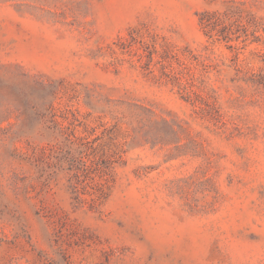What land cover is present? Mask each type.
Wrapping results in <instances>:
<instances>
[{
    "label": "rangeland",
    "instance_id": "374dc122",
    "mask_svg": "<svg viewBox=\"0 0 264 264\" xmlns=\"http://www.w3.org/2000/svg\"><path fill=\"white\" fill-rule=\"evenodd\" d=\"M0 264H264V0H0Z\"/></svg>",
    "mask_w": 264,
    "mask_h": 264
},
{
    "label": "trees",
    "instance_id": "16d2710c",
    "mask_svg": "<svg viewBox=\"0 0 264 264\" xmlns=\"http://www.w3.org/2000/svg\"><path fill=\"white\" fill-rule=\"evenodd\" d=\"M241 13L234 7H228L223 13L204 11L200 14V23L208 37L231 42L232 28L239 23Z\"/></svg>",
    "mask_w": 264,
    "mask_h": 264
}]
</instances>
